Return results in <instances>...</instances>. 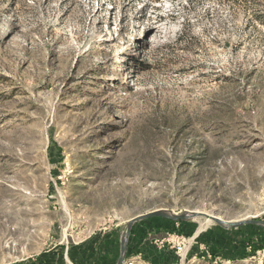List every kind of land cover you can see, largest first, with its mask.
Masks as SVG:
<instances>
[{
  "label": "rangeland",
  "instance_id": "374dc122",
  "mask_svg": "<svg viewBox=\"0 0 264 264\" xmlns=\"http://www.w3.org/2000/svg\"><path fill=\"white\" fill-rule=\"evenodd\" d=\"M157 209L264 220V0H0V264H116ZM206 219L124 264H264Z\"/></svg>",
  "mask_w": 264,
  "mask_h": 264
},
{
  "label": "water",
  "instance_id": "95a60500",
  "mask_svg": "<svg viewBox=\"0 0 264 264\" xmlns=\"http://www.w3.org/2000/svg\"><path fill=\"white\" fill-rule=\"evenodd\" d=\"M156 216L157 217H163V218L170 219V220H174V221L186 220L189 217H194V216H202V217H205V218L212 220L216 224H218L222 227H225V228L235 227V226L244 225V224H248V223H255V224L264 225V220H261V219H246V220H240V221H228L225 219H221L217 216L207 214V213H203V212L176 214L174 212L167 211V210H158V209L152 210V211H149L146 213L136 215L127 221L125 231L122 234V237L120 239L119 256H118V259L116 261V264H124V261L126 259L128 237H129L133 223H135L136 221L145 219V218L156 217Z\"/></svg>",
  "mask_w": 264,
  "mask_h": 264
},
{
  "label": "built area",
  "instance_id": "2783aa9c",
  "mask_svg": "<svg viewBox=\"0 0 264 264\" xmlns=\"http://www.w3.org/2000/svg\"><path fill=\"white\" fill-rule=\"evenodd\" d=\"M172 238L173 240L171 239V241L173 242V248L175 249V251L177 253L182 252L185 248V238H183V236L178 235H176L175 239L174 237Z\"/></svg>",
  "mask_w": 264,
  "mask_h": 264
},
{
  "label": "bare ground",
  "instance_id": "6f19581e",
  "mask_svg": "<svg viewBox=\"0 0 264 264\" xmlns=\"http://www.w3.org/2000/svg\"><path fill=\"white\" fill-rule=\"evenodd\" d=\"M206 220H207V221H211V220H210V219H208V218H207Z\"/></svg>",
  "mask_w": 264,
  "mask_h": 264
}]
</instances>
